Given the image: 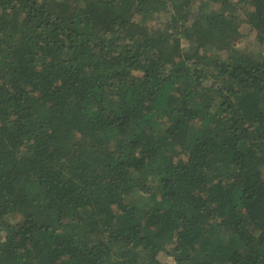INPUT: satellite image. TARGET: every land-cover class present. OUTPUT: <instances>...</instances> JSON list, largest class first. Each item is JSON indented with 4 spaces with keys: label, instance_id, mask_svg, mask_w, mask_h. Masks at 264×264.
I'll return each instance as SVG.
<instances>
[{
    "label": "trees",
    "instance_id": "16d2710c",
    "mask_svg": "<svg viewBox=\"0 0 264 264\" xmlns=\"http://www.w3.org/2000/svg\"><path fill=\"white\" fill-rule=\"evenodd\" d=\"M0 264H264V0H0Z\"/></svg>",
    "mask_w": 264,
    "mask_h": 264
},
{
    "label": "rangeland",
    "instance_id": "374dc122",
    "mask_svg": "<svg viewBox=\"0 0 264 264\" xmlns=\"http://www.w3.org/2000/svg\"><path fill=\"white\" fill-rule=\"evenodd\" d=\"M6 21H8V18L7 17H3V21L1 22V25L3 26Z\"/></svg>",
    "mask_w": 264,
    "mask_h": 264
}]
</instances>
